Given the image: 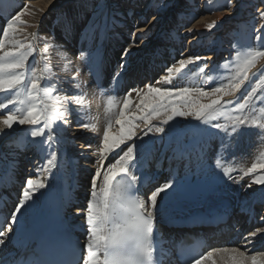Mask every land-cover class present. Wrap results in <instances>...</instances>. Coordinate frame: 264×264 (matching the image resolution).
<instances>
[{
    "label": "bare ground",
    "instance_id": "6f19581e",
    "mask_svg": "<svg viewBox=\"0 0 264 264\" xmlns=\"http://www.w3.org/2000/svg\"><path fill=\"white\" fill-rule=\"evenodd\" d=\"M56 1L58 0H40L34 3L30 8L34 23H43L44 18L53 9ZM17 4L18 0H10L7 8L11 10ZM3 29L4 23H0V41L5 44L6 42L7 44L10 43V45L19 42L16 34H14L15 38L13 39V33H10L9 38L5 40L2 35ZM40 31H42L41 27L33 30L32 34V38L37 44L42 37ZM53 33L55 34L54 38H50L51 33H45L46 35L43 33L46 39L41 38V41L47 46V51L41 50L42 59L40 58V65L37 66V69L40 70L39 75L43 77L41 96L49 111H66L67 123L58 120L51 121L50 127L55 135L46 143H41L42 138L31 136L30 133L35 130L34 126L14 125L12 129H8L6 126L0 125L1 169L6 171L13 165L17 173H22L25 168L35 171L28 176L24 173L21 178H17V184L22 187L19 194L20 201L23 199V191L28 190L33 194L35 203L31 208H28L26 203L25 208L16 214L18 223L12 225L13 231L4 238L6 244L14 238L22 237L32 219L39 213L43 199L53 185L55 174L63 175L67 180L68 195L71 197V206L74 208L70 217L76 229L85 235L84 217L86 212L83 210L90 203L92 177L101 167L98 161L103 162V167L106 170L133 144L136 145L133 149L135 160L130 161V163L136 164L133 171L137 172L140 178L146 176L152 180L159 176L158 186L169 179L174 182L179 181L181 185L179 194L169 197L164 202L155 217L157 221H169L168 219L176 214L190 215L198 211H206L209 208H217L223 199L229 201L231 210H251L256 206L264 205V185L249 181L248 183L256 185L254 190L255 188L257 190L249 195V199L242 200L241 191L247 182L237 180L239 175L234 177L223 176V173H226L225 163L212 160L211 157L214 154L212 155L211 150L207 151L197 147L196 143L202 142L200 137H197L198 139L195 140L194 144L185 149L183 146L185 133L181 132L180 127L174 124L164 125L162 121L166 116L153 119L150 124L135 120L138 125L135 129V138L127 141L119 148L105 151L103 146L104 132L110 131L112 136L119 137L121 127L117 120L121 119L122 115L124 120L128 118L126 113L131 106L140 107V102L134 98L136 93L132 92L131 97L128 98L130 100L129 108L125 110L123 107L126 102L125 94L129 89L137 88L136 79H139L140 82L141 76L142 78H149L151 75L147 72L145 75L141 67H134L131 75L120 76L118 70H120L119 63L122 62V59H119V56L124 53L127 46L125 43L127 39L123 33L111 35L110 43L102 47L98 56L94 54L97 56L94 60L86 58L85 55L89 54L85 48V43L88 42L87 35L82 37L74 35L70 38L72 35L69 32V36L65 34L70 38L67 41L61 30L56 29ZM145 33V29L140 32L141 38H144ZM79 53H85L83 58L85 60H81L80 66L78 65L79 62L77 63L75 60V55ZM0 56H3V52H0ZM113 57H115L114 62L111 60ZM92 58L94 57L92 56ZM48 88L51 91L45 97L44 90ZM22 90L24 93L26 92V89ZM7 95H11V93L0 94V102ZM65 97H78L80 102L77 103L75 99L66 100ZM10 108L12 111H21L18 104L10 106ZM7 112L8 109L0 110V119L4 118ZM137 116H140V113L133 116L132 119ZM129 119L125 120V127H127ZM84 125L88 126L85 127ZM161 127L165 129L163 133L157 131ZM201 134V132L198 133L199 136ZM47 135L48 129H45V136ZM53 153L57 159L52 165H49L47 160L51 158ZM175 161L180 162L178 167L175 166ZM260 177L261 175H256L255 180ZM29 178L37 183H44L46 187L39 190L27 189L26 180ZM96 183L95 191L97 197H100V189L103 187V173ZM197 185L202 186L199 188V191L202 190L200 193L194 192ZM73 187L78 189L80 200L77 197L74 200ZM197 194H199V199L195 200ZM77 209L82 211L77 214ZM255 229L253 231H256ZM259 229H264V225ZM253 231H249L239 238V242L243 243L237 249L244 252L247 257L257 255L262 262L264 257L261 256L264 249L261 250V245L264 243V231L257 232L254 237L249 235ZM249 240L251 243L248 242ZM230 253L236 254L238 257V253L233 252L232 249L223 251V249L216 250L215 248L208 260L214 261L216 264L223 261L225 256ZM247 262L251 264L250 260Z\"/></svg>",
    "mask_w": 264,
    "mask_h": 264
},
{
    "label": "rangeland",
    "instance_id": "374dc122",
    "mask_svg": "<svg viewBox=\"0 0 264 264\" xmlns=\"http://www.w3.org/2000/svg\"><path fill=\"white\" fill-rule=\"evenodd\" d=\"M9 1L0 0V23H4L5 27L12 16L27 6V11L21 18L25 23L17 28L15 34L20 44L32 46V56L28 63L36 69L42 59L40 52L47 47L41 41V38L46 39L43 33H51L50 38H54L53 32L56 29L61 30L67 41L74 35H87L85 48L89 54H84L91 60L96 59L102 47L110 43L111 35L125 34V49L128 51L119 56L122 59L119 67L122 63L124 65L118 70L120 76L131 75L134 67H141L145 75H151L149 78L141 76L140 82L136 79V89L140 92H134V98L138 102L147 94L148 85L161 89L189 87L210 90L226 84L251 52L264 49V19L260 17L264 0H175V6L163 12H159L154 0H58L41 24L34 23L30 13L32 5L40 0H18V4L11 10L7 8ZM164 2L168 3L169 0ZM158 12L159 23L152 19ZM212 25L215 26L210 28ZM40 27L42 37L37 44L32 34L33 30ZM139 29L146 31L143 39ZM69 32L72 35L70 38ZM257 36L260 37L259 40ZM5 45L8 50L14 46L7 42ZM81 54L75 55L79 66L81 60H85L84 54ZM190 57L202 59L180 69L179 60ZM114 58L111 59L113 62ZM170 67L171 71H168ZM22 89L20 96L24 98ZM253 89L255 94L251 104L255 107L251 111L245 109L242 113L249 117V124L252 126L233 132L234 117L241 114L236 108ZM189 99L197 104H208L212 98L193 94ZM148 102L155 101L149 98ZM18 106L21 110L27 107L21 104ZM218 108L224 115L211 123L226 126L227 133L197 121L194 116L178 117L170 123L180 127L181 132L185 133V148L190 147L200 137L202 142L196 143L197 147L211 150L212 155L214 154L212 160L225 163L227 176L239 175L237 180L246 181L245 188L241 191V199H249V195L257 188L254 190L256 185L248 182H253L256 175L264 176V169L259 167L254 172L250 171L253 164H264V131L259 127L264 125V115L260 112V108H264V58H258L249 69L248 80L244 82L240 92L224 95ZM138 112L143 115L141 106H131L125 120L132 119ZM253 121L257 123L253 124ZM199 132L202 133L200 136ZM201 187L197 185L194 192L200 193ZM198 199L199 194L195 197V200ZM233 256L236 254L230 253L216 264H233ZM261 257H264V252ZM204 264H214V261L206 260ZM261 264H264L263 260Z\"/></svg>",
    "mask_w": 264,
    "mask_h": 264
},
{
    "label": "snow or ice",
    "instance_id": "6c2138e0",
    "mask_svg": "<svg viewBox=\"0 0 264 264\" xmlns=\"http://www.w3.org/2000/svg\"><path fill=\"white\" fill-rule=\"evenodd\" d=\"M154 4L159 12H163L174 7L175 0H169L168 3H165L164 0H159L157 3L154 0ZM26 11L27 6L25 5L22 11L7 21L2 32L5 40L9 38L10 33H13V39L15 38L14 34L17 28L25 23L21 18ZM159 12L152 17L157 23L160 22ZM260 17L264 19V9L260 10ZM214 26L212 25L210 28ZM139 30L143 31V29ZM259 39L260 37L257 36V40ZM5 48V43L0 41V52H3V56H0V94L11 93V95H7L0 102V110L8 109L4 118L0 119V125L6 126L8 129H12L14 125L34 126L35 130L30 133L31 136L33 138H42L41 143H46L55 135L50 127V122L58 120L62 123H67L66 111L57 110L51 112L47 104L44 103L41 96V81L43 77L39 75V69L30 66L28 63L29 57L32 56V46L16 42L12 49L5 50ZM26 48L27 50H25ZM124 51L127 53L128 49ZM258 58H264V49L251 52L238 66L236 74L226 84L216 86L210 90L189 87L161 89L148 85L147 94L140 101L143 115L129 119L127 127H125V120L122 115L121 119L117 120L121 127L119 137L112 136L110 131L104 132V150L119 148L127 141L133 140L136 136L135 129L138 127L135 120L150 124L153 119L160 116H166L162 121L164 125H168L178 117L187 118L194 116L197 121L227 133L228 128L226 126L222 127L211 122L217 120L220 115H224L218 108L221 105L223 96L240 92L242 85L248 80L249 69L256 63ZM200 59L202 58L190 57L187 60L181 59L178 63L180 69H183L186 65ZM120 67H124L123 63ZM167 70L171 71V67ZM201 71H203V68H201ZM22 88L26 89L23 99L20 96V89ZM50 91V88L45 89L44 96L46 97ZM132 92L139 93L140 90L135 88L128 90L125 94L126 102L123 105L125 110L129 108L130 100L128 98L131 97ZM193 94L212 98L211 103L197 104L189 99ZM254 94L255 89L250 94H247L243 102L236 108V111L241 114L234 117L233 132L252 126L249 124V117L242 113L245 109L251 111L255 107L251 104ZM149 98H152L155 102H148ZM65 99H75L77 103L80 102L78 97H65ZM17 104L27 105V107L21 111H12L10 106ZM40 105L43 106L41 107ZM260 112L264 115V108H260ZM256 123V121H253V124ZM84 126L87 127L88 125ZM259 127L264 131V125H259ZM45 129H48L47 136H45ZM157 131L163 133L165 129L161 127ZM135 147V144L130 145L106 170L103 167V162L98 161L101 167L92 177L90 203L83 210L86 212L84 217V257L78 260L68 258L65 254V249L71 248L74 254L75 246L66 240L60 239L58 236H54L48 243L47 259L42 264H150L154 251L153 229L155 217L169 197L179 194L181 185L179 181L174 182L169 179L151 190L146 199L139 198L137 196V182L140 180V175L133 171L136 164L130 163V161L135 160L133 156ZM56 159L57 157L53 153L51 158L47 160V164L52 165ZM257 167L264 169V164H253L250 171H256ZM102 173L103 187L100 189V197H97L95 191L96 182L101 178ZM121 175L126 177L127 180L115 184L114 182ZM224 175L227 176L228 173L226 172ZM253 182L264 185V176ZM45 187L44 183H37L31 178L26 180L27 189L35 188L39 190ZM158 198H160L159 201ZM30 201L31 203H29ZM26 203L28 208H31L35 203L33 194L28 190L23 191V199L15 208V213L11 216V224L7 226V230L0 228V246L5 244L4 238L13 231L12 225L18 223L16 214H19L21 209L25 208ZM76 211L79 214L82 210L77 209ZM64 227L63 220H59L57 228L62 230ZM259 231H264V229H257L249 235L254 237ZM248 242L251 243L250 240ZM223 251H227V249H223ZM232 251L238 253V257L233 256V264H247L249 260L251 264H261L257 255L247 257L244 252H240L238 249H232ZM211 255L212 252H208L194 259L192 264H203Z\"/></svg>",
    "mask_w": 264,
    "mask_h": 264
}]
</instances>
